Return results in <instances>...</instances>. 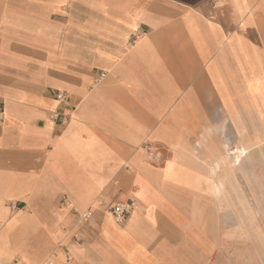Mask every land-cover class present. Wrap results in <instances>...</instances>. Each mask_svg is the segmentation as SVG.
<instances>
[{
  "label": "crops",
  "instance_id": "1",
  "mask_svg": "<svg viewBox=\"0 0 264 264\" xmlns=\"http://www.w3.org/2000/svg\"><path fill=\"white\" fill-rule=\"evenodd\" d=\"M0 109V264H210L263 195L264 0H0Z\"/></svg>",
  "mask_w": 264,
  "mask_h": 264
},
{
  "label": "rangeland",
  "instance_id": "2",
  "mask_svg": "<svg viewBox=\"0 0 264 264\" xmlns=\"http://www.w3.org/2000/svg\"><path fill=\"white\" fill-rule=\"evenodd\" d=\"M260 133L263 145L251 149L247 154L249 159L264 154V131L257 134ZM251 166L258 169L263 166V195L256 197L254 189L248 188L245 194L246 206L241 207L237 200H232L231 210H215L213 223L209 217V226L212 225L214 229L210 264H264V209L255 210L259 204H254L262 198L260 203L264 207V163L248 161L247 169Z\"/></svg>",
  "mask_w": 264,
  "mask_h": 264
},
{
  "label": "built area",
  "instance_id": "3",
  "mask_svg": "<svg viewBox=\"0 0 264 264\" xmlns=\"http://www.w3.org/2000/svg\"><path fill=\"white\" fill-rule=\"evenodd\" d=\"M103 76L104 74L102 73L100 74L99 78H102ZM56 98L61 102L68 100L66 93L63 91L57 92ZM2 119H3V110L0 109V121H2ZM143 148L147 149V151L151 154L147 144H144ZM100 204H101L100 199H98L96 201V205H100ZM134 205H135V202L133 200L127 201V202H114L110 204V206L108 207V211L111 213V215L113 216L114 220L117 223H122L127 218L130 210L132 209ZM90 213H91L90 211H87L81 217L83 219L87 218L89 217ZM68 260H70V258H68ZM46 264H51V263L47 262Z\"/></svg>",
  "mask_w": 264,
  "mask_h": 264
},
{
  "label": "bare ground",
  "instance_id": "4",
  "mask_svg": "<svg viewBox=\"0 0 264 264\" xmlns=\"http://www.w3.org/2000/svg\"><path fill=\"white\" fill-rule=\"evenodd\" d=\"M234 84V83H233ZM229 95V94H228ZM242 147V146H241ZM243 149V148H242ZM249 150V149H248ZM230 151V150H229ZM233 151V150H232ZM234 151H236L235 149H234ZM247 151V150H246ZM237 152V151H236ZM241 152H242V150H241ZM240 152V153H241ZM225 153V152H224ZM229 153V152H228ZM242 154H244V152L242 153ZM196 155H197V153H196ZM228 155V154H227ZM239 155V154H238ZM238 155L236 156V159L238 158ZM242 156V155H241ZM240 156V157H241ZM238 159H241V158H238ZM231 166V165H230ZM213 173V172H212ZM215 173V172H214ZM215 176V175H214ZM216 185V184H215ZM217 187V186H216ZM199 217H201V216H199ZM203 219V218H202Z\"/></svg>",
  "mask_w": 264,
  "mask_h": 264
}]
</instances>
